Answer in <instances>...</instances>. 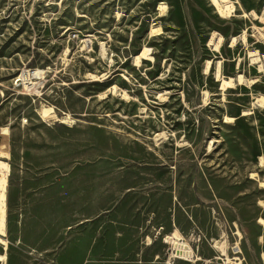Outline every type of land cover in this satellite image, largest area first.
Listing matches in <instances>:
<instances>
[{
  "label": "rangeland",
  "instance_id": "1",
  "mask_svg": "<svg viewBox=\"0 0 264 264\" xmlns=\"http://www.w3.org/2000/svg\"><path fill=\"white\" fill-rule=\"evenodd\" d=\"M233 1L0 0V264H264V0Z\"/></svg>",
  "mask_w": 264,
  "mask_h": 264
},
{
  "label": "bare ground",
  "instance_id": "2",
  "mask_svg": "<svg viewBox=\"0 0 264 264\" xmlns=\"http://www.w3.org/2000/svg\"><path fill=\"white\" fill-rule=\"evenodd\" d=\"M212 1L215 3L217 11L222 13V14L228 13V12H230V10H233L236 7L234 5L233 0H212ZM161 8H163V6H161ZM239 8L241 10V15L243 17H246L247 12L241 7V5H239ZM157 30L158 29L151 28V32H156ZM101 46H102V44H101ZM215 47H217V44H215ZM148 51H149V48L144 46L135 56L136 62L139 63L141 61V59H148L149 58L148 57ZM207 64H208L207 65V69H208L209 68V62H207ZM41 74H42V71L39 69H33L32 73L30 70L24 69L21 71L17 80H20L23 85L29 87L30 85H32V82L30 81L31 76L37 77V76H41ZM240 79H241V77L239 76V80ZM223 82L225 84H231L232 79L229 78L228 80H223ZM259 102H262V101H259ZM51 112H52L51 106L50 107L43 106L39 110V113L41 114L42 117L48 116ZM227 119H229V118H227ZM67 120H69V119H67ZM70 122H72V121H70ZM0 133L7 135L10 133V129L7 126H3V127H1ZM7 175H8L7 171L0 168V234H5V217H6V204H5L6 194H5V192H6V185H7ZM262 204H263V202H262ZM259 223L261 225H264V220L262 218H259ZM238 234H239V232H238ZM163 241L165 243L171 244L172 245L171 247H173V250L175 251L169 257H174V258L181 259L184 261H188L191 263H195L196 261L201 260V257L198 254H196L195 250L190 246V243L187 240H185V238L181 235L180 232H178L176 230V227H175V230L173 231V233L166 235L164 237ZM226 242L225 241L220 242L217 240H213L211 247H213L218 252L217 258L220 259V256H222L223 264H242L241 259L235 258V260H233L228 255ZM231 249L234 252H241V249H240L238 243L236 245L232 246ZM0 257L2 258V262H4L5 257H6L5 254H2ZM2 262H1V264H2ZM170 263L171 262H167V264H170Z\"/></svg>",
  "mask_w": 264,
  "mask_h": 264
},
{
  "label": "built area",
  "instance_id": "3",
  "mask_svg": "<svg viewBox=\"0 0 264 264\" xmlns=\"http://www.w3.org/2000/svg\"><path fill=\"white\" fill-rule=\"evenodd\" d=\"M31 71V73H32V70H30ZM17 81H20V80H17ZM21 83V82H20Z\"/></svg>",
  "mask_w": 264,
  "mask_h": 264
}]
</instances>
